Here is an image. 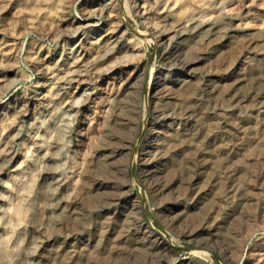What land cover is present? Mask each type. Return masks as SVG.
Returning a JSON list of instances; mask_svg holds the SVG:
<instances>
[{
	"label": "rangeland",
	"instance_id": "1",
	"mask_svg": "<svg viewBox=\"0 0 264 264\" xmlns=\"http://www.w3.org/2000/svg\"><path fill=\"white\" fill-rule=\"evenodd\" d=\"M85 1L90 0H49L51 14H28L32 27L24 26L15 7L0 14V31L6 32L5 37L13 42L15 50L8 65L20 73L2 93L4 100L34 88L39 76L30 61L31 44H53L48 31L58 35L70 13L82 14ZM235 4L238 19L232 20L231 27L241 21L242 31L228 33L213 48L200 44L186 56L195 58L192 76H188L192 78L190 85L195 87L194 96L199 98L195 118L206 126L211 120L216 122L215 136L210 132L198 141L201 148L195 154L197 160L191 163L180 152L158 158L160 146H164L169 134V121L158 117L159 108L167 106L179 111L185 90H168L172 83L167 81L179 66L172 68L170 51L152 37L148 24L129 13L127 0H120L127 38L142 47V53L133 58L141 69L134 75L118 77L114 91L110 92L107 81L98 86L86 101L88 107L78 114L81 126L72 135L66 129L59 132L61 148L53 164L59 181L47 196L33 197L29 213L21 218L20 230L12 232L13 243L0 264H264V0H239ZM58 6L60 10H56ZM251 64L259 66V71L254 68L235 94L208 90L211 82L227 81L234 71L249 72ZM128 76L132 85L122 89L121 83ZM247 85L251 88L247 89ZM254 87H259V92ZM82 91L74 92L80 104L85 102L80 96ZM118 91H123L120 96L124 109L118 111L123 123L116 126V142L122 149L111 158L113 165L107 166L103 180L109 186L128 189L130 196L106 207L81 187L99 135L109 122L108 116L115 115L113 107L112 112L108 109ZM97 105L102 107L96 108ZM184 125L185 120L180 126ZM26 157L24 150L16 163ZM79 165L84 167L82 174ZM71 178L75 183L69 182ZM160 180L168 183L167 187L157 182ZM55 194H62L66 203L61 205ZM73 202L85 216L83 222L77 228H61L62 220L69 219L67 212ZM206 205H211L216 218H204L201 212ZM131 206L134 211L129 216L133 214L131 218L135 220L143 218L145 224L121 237L120 224ZM31 225L36 231L31 243L26 244ZM147 230L159 245L153 255L137 254L135 244L147 239Z\"/></svg>",
	"mask_w": 264,
	"mask_h": 264
},
{
	"label": "bare ground",
	"instance_id": "2",
	"mask_svg": "<svg viewBox=\"0 0 264 264\" xmlns=\"http://www.w3.org/2000/svg\"><path fill=\"white\" fill-rule=\"evenodd\" d=\"M131 1L132 4L127 0L129 13L138 17L139 22L148 24L153 31L152 37H155L157 41L160 40L163 48L170 51L169 61L172 68L179 66L170 81H167L172 84L166 87L169 91L173 89L175 91L176 87L185 90L182 93V99L179 100L182 102L179 111L167 106L159 108L158 117L169 121L166 125L169 134L164 146H160L158 158L164 159L166 155L180 152L184 158L186 157L187 162L192 163L194 159L197 160L198 156L196 157L195 154L201 148V143L198 141H201L207 133L213 134L216 122H214L215 119L211 120L206 126L203 121L197 122L195 118L197 109L200 108L197 103L199 98L194 96L195 87L190 85L192 78H188L192 76L191 65L195 58H186V56L200 44H207L213 48L228 33L242 31L241 21L236 24L238 28L231 27L232 20L238 19L233 8L239 0ZM48 2L49 0H23L22 2L0 0V14L6 12L10 6L15 7L24 26L32 27L33 22L27 19L28 14L33 13L37 16L51 14L52 10L47 7ZM68 4L67 1V6ZM60 9L58 6L56 10ZM82 10L81 15L70 13L64 19L67 23L58 35L48 31L53 44H31L29 57L39 79L29 92L20 93L9 101L3 99L2 93L8 89L13 80L19 77L20 73L16 67L8 65V58L15 54L14 45L5 37L6 32L0 31V262L5 260L13 243L12 232L20 230L21 218L29 213L33 197L36 194L41 197L47 196L50 190L56 187L55 183L59 181L57 169L53 166L58 159V150L61 148L58 141L59 132L66 129L69 133L71 131L70 135H72L74 130L81 126L77 121L78 114L88 107L86 101L93 97L98 86L107 81L110 92L114 91L115 80L118 77L125 74L134 75L141 69L139 62L133 58L142 53V47L127 38V29L121 18L120 0L85 1ZM241 39L243 40L242 37ZM237 48L240 49L238 46ZM255 67L256 65L249 66V72L246 73L236 74L234 71L231 77L228 76L227 81L215 80L209 84L208 90L213 92L219 90L218 93L221 95L222 93L233 95L232 93L236 92L235 89L240 88L247 80L246 76L254 73ZM258 67L255 69L257 70ZM129 76L122 81V89L132 85ZM160 78L157 82H160ZM246 88L251 87L247 85ZM254 88L257 90L259 87ZM82 89L80 96L85 102L80 104L74 92ZM122 93L123 91H118L111 100L107 96L110 103L112 102L109 107L111 109L108 111L112 112L113 107L115 115L111 118L108 116L107 127L105 126L103 133L99 135L95 155L83 174L81 187L85 188L88 196L96 197L98 202L106 207L119 202L125 196H130L128 189L117 185L109 186L103 180L107 166L113 165L111 158L122 149V146L116 142L118 138L116 126L123 123L118 112L124 109L123 98L120 96ZM99 107L101 108L102 105H97L96 108ZM192 119L196 122L192 123ZM178 120L180 125L185 120V125L175 126ZM211 135L208 136L212 137ZM24 150L27 151V157L20 163H16ZM12 166L14 168H11ZM78 171L82 174L84 167L82 169L79 165ZM69 182L73 184L75 180L71 178ZM157 182L163 186L168 184H165L163 180ZM55 197L59 199L61 205L66 203L62 194L59 196L55 194ZM74 204L75 202L67 212L69 219L62 220L60 223L61 228L64 226L77 228L83 222L85 216L76 209L78 207ZM211 209V205L204 207L201 212L204 218L207 216L208 219L216 218V214ZM133 211L134 206H131L125 212V218L119 229L121 237H125L132 230L144 227L143 218L135 220L131 218L133 214L129 216ZM35 231L33 225L28 228L26 244L31 243ZM147 232V239L139 240L135 244L137 254L153 255L159 245L158 240L152 238L154 234L149 230Z\"/></svg>",
	"mask_w": 264,
	"mask_h": 264
}]
</instances>
